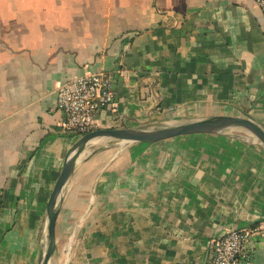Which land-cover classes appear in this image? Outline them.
<instances>
[{
	"label": "crops",
	"instance_id": "crops-1",
	"mask_svg": "<svg viewBox=\"0 0 264 264\" xmlns=\"http://www.w3.org/2000/svg\"><path fill=\"white\" fill-rule=\"evenodd\" d=\"M113 76L96 129L250 118L264 130V16L253 0H0V264H38L77 141L57 90ZM253 141V142H252ZM88 148L60 198L49 264H206L264 222V148L236 134ZM243 264H264V235Z\"/></svg>",
	"mask_w": 264,
	"mask_h": 264
},
{
	"label": "water",
	"instance_id": "water-1",
	"mask_svg": "<svg viewBox=\"0 0 264 264\" xmlns=\"http://www.w3.org/2000/svg\"><path fill=\"white\" fill-rule=\"evenodd\" d=\"M238 130L248 133L253 140L264 148V130L258 124L250 118L231 116H212L194 121L142 126L133 129H96L78 138L65 156L63 168L47 203V245L38 264H49L55 252V225L61 195L76 166L92 145L103 141L114 142L113 146L135 143L155 144L182 136L228 134Z\"/></svg>",
	"mask_w": 264,
	"mask_h": 264
},
{
	"label": "built area",
	"instance_id": "built-area-1",
	"mask_svg": "<svg viewBox=\"0 0 264 264\" xmlns=\"http://www.w3.org/2000/svg\"><path fill=\"white\" fill-rule=\"evenodd\" d=\"M264 16V0H253ZM113 76L98 72L71 79L57 90V108L63 113L61 132L80 138L96 130V114L113 106ZM264 235V222L257 230L232 229L209 243L206 264H243L249 255L250 240Z\"/></svg>",
	"mask_w": 264,
	"mask_h": 264
},
{
	"label": "rangeland",
	"instance_id": "rangeland-1",
	"mask_svg": "<svg viewBox=\"0 0 264 264\" xmlns=\"http://www.w3.org/2000/svg\"><path fill=\"white\" fill-rule=\"evenodd\" d=\"M231 134H236V135H239L245 139H250V140H253L250 135L244 131H241V130H238V131H233V132H230ZM255 141V140H254ZM107 142L109 141H103V142H99L97 144H94L92 145L90 148H97V147H100L102 146L103 144H106Z\"/></svg>",
	"mask_w": 264,
	"mask_h": 264
},
{
	"label": "bare ground",
	"instance_id": "bare-ground-1",
	"mask_svg": "<svg viewBox=\"0 0 264 264\" xmlns=\"http://www.w3.org/2000/svg\"><path fill=\"white\" fill-rule=\"evenodd\" d=\"M253 142V141H252Z\"/></svg>",
	"mask_w": 264,
	"mask_h": 264
}]
</instances>
